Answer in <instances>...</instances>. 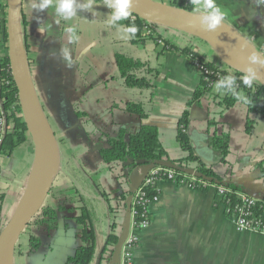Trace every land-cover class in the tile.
<instances>
[{
    "label": "crops",
    "instance_id": "0c3cea01",
    "mask_svg": "<svg viewBox=\"0 0 264 264\" xmlns=\"http://www.w3.org/2000/svg\"><path fill=\"white\" fill-rule=\"evenodd\" d=\"M154 1L178 7L181 2ZM35 2H22V31L33 82L55 138V178L47 202L71 206L80 196L92 202L98 215L92 264H98L106 238L113 230L119 235L124 231L127 207L118 198L132 192L133 185L131 173L126 175L121 164L103 162L99 146L106 141L100 135L116 136L123 127L134 130L143 123L153 124L168 155L185 157L177 142L178 123L201 78L181 50L190 45L206 59L225 61L213 43L178 27L159 29L163 38L159 42L126 38L124 28L133 15L120 21L119 27L110 25L105 0H95L94 12L77 10L70 20L56 14V0L43 11L33 10ZM194 3L195 12L204 11L203 0ZM215 3L225 12V21L264 53V4L257 6L255 0ZM0 11L1 16L6 13L5 0H0ZM69 26L76 28L78 41L69 42L65 31ZM165 42L177 49L167 51ZM61 47L70 49V65L59 55ZM118 53L159 67L154 88H126L117 77ZM6 54V48L0 47V57ZM127 102L142 103L148 116L125 111ZM218 103L210 98L190 108L188 133L194 151L202 161L214 164L227 182L264 197V116H256L251 133L246 132L248 109L241 102L216 116L219 132L230 136L231 154L229 163H215L208 143V117L220 110ZM27 135L11 154L0 152V231L22 205L36 170L34 143ZM136 169L141 174L142 167ZM156 192L160 200L150 205L151 224L141 231L135 264H264V235L238 230L223 206L216 205L213 188L193 190L163 181ZM111 206L117 208L115 212ZM78 231L80 225L70 216L62 217L60 226L51 231L31 223L18 240L11 264H64L80 244ZM32 237L40 241L36 250L31 248ZM121 260L120 253L109 264Z\"/></svg>",
    "mask_w": 264,
    "mask_h": 264
},
{
    "label": "trees",
    "instance_id": "16d2710c",
    "mask_svg": "<svg viewBox=\"0 0 264 264\" xmlns=\"http://www.w3.org/2000/svg\"><path fill=\"white\" fill-rule=\"evenodd\" d=\"M194 1L195 0H181L180 7L195 12ZM133 24L138 28L135 37L132 38L135 42L143 41L146 37L152 38L157 42L160 40L162 41L163 38L158 30L168 27L157 23L147 22L135 15H133L132 20L128 22V26ZM146 25L151 28V33L145 31ZM0 33L3 34L1 35V38H3L2 41L7 40L5 27L3 29L0 28ZM164 48L167 51L177 49L176 46L171 45L168 42H165ZM181 51L186 53L189 58V55L192 54L193 59L202 62L211 71L217 72L223 68L222 73L224 76L233 75L236 77L240 85L237 90L242 92L251 101L250 104L246 105L248 109L246 132L251 133L256 124V116H264V87L262 84L256 80L254 81L253 86L248 88L242 82V76L244 75L243 71L238 70L225 62L220 63L219 61L206 59L203 54L199 53L190 45L186 46ZM115 60L118 70L117 77L122 81V84L126 88L142 90H150L154 88L156 78L160 73L159 67H152L145 61L121 53L116 54ZM9 64L10 62L7 54L4 57H0V78L4 81L1 85V93L5 98L4 106L9 111V128L0 144V152L3 154H11L16 147L28 138L27 128L23 121L21 108L17 102L18 99L15 96L17 94V88L14 85L12 76L7 72V66ZM6 80H9L10 83H6ZM210 98L219 100L218 105L220 106V110L212 114L213 116L210 114L208 117V132L210 135L208 143L214 152L215 163H229L231 154L230 136L228 133L219 132L220 122L216 119V116H223L224 112L234 107L238 101L235 100L230 93H227L226 89H221L220 92H217L215 87H208L207 82L203 79H201L199 85L195 89L193 97L189 101L188 107L183 112L178 123L177 142L180 148L186 153L185 157L172 159L160 141L159 129L153 124L143 123L140 127L134 130L123 127L119 130L116 136L105 137V134L100 135L101 139L106 141V145L100 149V155L103 162L109 166L121 164L126 171V175H128L134 169L141 166L151 165L152 168L149 170L150 172L157 167H163L161 165L162 162L171 161L175 165L174 170L177 174L176 178L178 180L185 176H193L206 182L207 186L205 187L199 184L197 185L200 190L209 189L210 185H217L225 186L231 191L249 193L234 184L227 182L223 176L219 175L214 170V164L210 165L202 161L194 151L188 133L191 122L190 108L193 105H200L202 101ZM113 107H118V105H113ZM123 109L129 113L137 114L141 118H146L148 116L142 103L127 102L123 105ZM79 114L81 115V113ZM191 169L195 170L199 175L196 176L189 174L188 171ZM146 189L150 196L157 193L154 188ZM134 195L135 191L122 193L118 198L119 203L122 202L123 207H127L128 209L129 198L131 197V210ZM226 198L231 199L232 203L237 201V197L232 192H228ZM216 199V205H221L217 193ZM1 208L0 205V213ZM116 209L117 208L111 206L110 211L115 212ZM255 210L256 214L263 212L264 197L259 198ZM64 216H66L67 219L70 216L71 219H75L77 224L80 225V231L77 233L80 239V244L74 253L66 259L64 264H92L95 259L96 225L98 223V215L94 205L86 197L80 196L78 201L71 206L61 203L58 206H53L46 203L32 223L51 231L60 226L61 218ZM120 236L121 234L119 235L113 230V232L106 238L98 264H109L115 257L116 247L120 241ZM39 247L40 241L38 238L32 237V250H36Z\"/></svg>",
    "mask_w": 264,
    "mask_h": 264
},
{
    "label": "water",
    "instance_id": "95a60500",
    "mask_svg": "<svg viewBox=\"0 0 264 264\" xmlns=\"http://www.w3.org/2000/svg\"><path fill=\"white\" fill-rule=\"evenodd\" d=\"M22 2L23 0H6V28L8 37L7 55L10 67L12 68L14 82L19 93L23 121L26 125L27 133L34 143L35 166L38 176L35 180L34 196L32 200L25 205L23 210H21L20 206L15 215L0 231V264H3L7 259H12L19 238L45 205L46 199L50 195L53 187L56 168L54 134L50 128V124L33 82L30 60L24 41L22 31ZM132 14L147 22L157 23L163 26L179 28V25L182 24L191 26L200 31H206L200 24L198 18L200 13L154 0H134ZM214 31L221 33L237 46L241 47L248 56L256 54L261 58H264V53L227 21L224 20L222 26ZM190 33L210 41L198 33ZM210 42L213 43L212 41ZM220 57L223 59L221 54ZM223 61L225 60L223 59ZM225 63L244 72V70L231 65L227 61H225ZM254 67L258 72L259 78L257 81H259L264 87V67L260 65H254ZM102 147V145L99 146L100 149ZM161 165L167 168H175V165L171 161H164ZM141 167V174H138L137 169H134L131 172V180L133 182L131 187L132 192L140 187L143 179L152 168L151 165ZM188 173L196 176L199 175L193 169L189 170ZM31 186L32 179L27 190L30 189ZM131 199L132 198L130 197L127 209V224L124 226V231L120 236V241L116 247L115 257L120 254L122 244L129 232Z\"/></svg>",
    "mask_w": 264,
    "mask_h": 264
},
{
    "label": "built area",
    "instance_id": "2783aa9c",
    "mask_svg": "<svg viewBox=\"0 0 264 264\" xmlns=\"http://www.w3.org/2000/svg\"><path fill=\"white\" fill-rule=\"evenodd\" d=\"M2 26L6 28V13L1 16L0 11V28H2ZM145 31L151 33V28L146 25ZM1 37L2 36H0V47H7L6 49L8 52V37L5 41H2L3 38ZM189 56L192 65L199 73L200 78L207 82L208 87H214L215 82L224 77L222 73L223 68L217 72L211 71L202 62L193 59L192 54ZM7 72L11 75L10 64L7 66ZM11 76L13 78V75ZM2 80L3 79L0 78V91L1 85L4 83ZM5 82L10 83L9 80ZM236 84L238 87L240 86L237 79ZM4 99V96L0 93V141L4 137L6 125L8 123L6 111L3 107ZM176 177L177 174L174 169L157 167L148 173L140 187L136 189L131 208L129 232L122 244L121 264H135L134 252L140 244L141 231L148 228L151 224L150 205L160 200V196L157 193L150 196L146 188H154L157 191L158 185L163 181L175 182L193 190L199 189L197 186L198 184L203 187L207 186L206 182L193 176H185L180 180ZM210 187L216 191L225 213L230 216L238 230L253 231L264 235V210L260 214H256L255 210L257 201L259 200L258 198L241 191H231L225 186L210 185ZM228 192H232L237 197L236 202L232 203L231 199L226 198Z\"/></svg>",
    "mask_w": 264,
    "mask_h": 264
},
{
    "label": "clouds",
    "instance_id": "9594fccd",
    "mask_svg": "<svg viewBox=\"0 0 264 264\" xmlns=\"http://www.w3.org/2000/svg\"><path fill=\"white\" fill-rule=\"evenodd\" d=\"M53 0H38V2L33 3V10L43 11L47 9ZM257 6L264 4V0H255ZM134 0H105V7H107L109 12L108 23L113 26L119 27V22L122 20H127L133 9ZM95 0H56L55 11L56 14L64 20H70L76 16L77 10L85 11H95ZM204 11L200 12V9L197 8L196 12L199 14V21L201 26L206 31H214L218 27L222 26L223 21L225 20V12L216 5L215 0H203ZM39 20V17L36 18ZM69 34V42H75L79 40V36L76 34V28L74 26H69L65 29ZM138 28L133 24L124 28L126 38L132 39L135 37ZM91 47V45H90ZM59 55L62 59L68 61L69 65L71 64V53L70 49L66 47H61ZM254 65H260L264 67V58L256 54H252L248 57V64L244 69V75L242 76L243 84L251 88L254 81L258 77L257 69ZM215 90L220 92L221 89H226L227 93H230L235 100L241 102L245 105L250 104V99L245 96L242 92L238 91L236 84V77L233 75H227L215 82Z\"/></svg>",
    "mask_w": 264,
    "mask_h": 264
},
{
    "label": "bare ground",
    "instance_id": "6f19581e",
    "mask_svg": "<svg viewBox=\"0 0 264 264\" xmlns=\"http://www.w3.org/2000/svg\"><path fill=\"white\" fill-rule=\"evenodd\" d=\"M179 28L182 30L198 33L199 35H201V36L209 39L210 41H212L218 47L219 52H220L221 56L223 57V59L225 61H227L228 63H230L231 65L238 67L242 70H244L245 67L247 66L249 56L245 53V51L241 47L237 46L235 43H233L230 39H228L226 36L222 35L221 33H218L216 31H200V30L195 29L191 26L182 25V24L179 25ZM5 29L7 32V28H5ZM10 74L13 75L11 67H10ZM14 85L16 86L15 82H14ZM0 93H1V91H0ZM1 95H2V93H1ZM15 96L17 97V99H18L17 102L20 105L18 90H17V94ZM3 107L6 111V118H7V122H8L9 111L5 108L4 101H3ZM8 128H9V124L7 123L5 134L7 133ZM5 134H4V136H5ZM3 138H2V140H3ZM2 140L0 141V144H1ZM36 170H35L34 175L32 176V186L30 189L27 190V193L24 197V200L22 201L21 210L24 209L25 205L28 204L34 196V185L36 182L35 180L38 176V172ZM53 185H54V183H53ZM247 194H249V193H247ZM249 195H252V194H249ZM256 198L259 199V197H256ZM130 216H131V210H130ZM3 264H11V260L7 259L6 261L3 262Z\"/></svg>",
    "mask_w": 264,
    "mask_h": 264
},
{
    "label": "rangeland",
    "instance_id": "374dc122",
    "mask_svg": "<svg viewBox=\"0 0 264 264\" xmlns=\"http://www.w3.org/2000/svg\"><path fill=\"white\" fill-rule=\"evenodd\" d=\"M5 3H6V0H5ZM190 61H191V60H190ZM47 199H48V197H47ZM47 199H46V202H45V204H46V203H48V202H47Z\"/></svg>",
    "mask_w": 264,
    "mask_h": 264
}]
</instances>
